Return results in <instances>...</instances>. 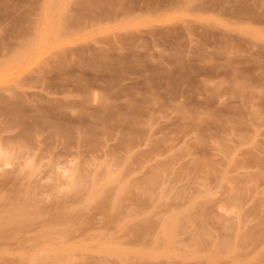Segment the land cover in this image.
I'll return each instance as SVG.
<instances>
[{"label": "rangeland", "instance_id": "obj_1", "mask_svg": "<svg viewBox=\"0 0 264 264\" xmlns=\"http://www.w3.org/2000/svg\"><path fill=\"white\" fill-rule=\"evenodd\" d=\"M0 264H264V0H0Z\"/></svg>", "mask_w": 264, "mask_h": 264}]
</instances>
